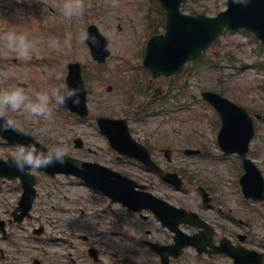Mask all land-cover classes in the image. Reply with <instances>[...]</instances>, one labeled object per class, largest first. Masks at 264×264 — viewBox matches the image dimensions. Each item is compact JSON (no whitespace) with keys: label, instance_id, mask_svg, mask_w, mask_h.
Returning a JSON list of instances; mask_svg holds the SVG:
<instances>
[{"label":"rangeland","instance_id":"374dc122","mask_svg":"<svg viewBox=\"0 0 264 264\" xmlns=\"http://www.w3.org/2000/svg\"><path fill=\"white\" fill-rule=\"evenodd\" d=\"M70 2L82 9L79 15H63L66 0H0V93L23 87L35 100L36 93H51L64 85L67 61L78 62L89 92L90 116L80 119L55 103L50 104L52 112L48 117H35L23 111H5L3 115L48 148L61 143L70 156L99 162L149 185V176L135 161L117 158L96 123L100 116L126 119L134 138L149 147L154 159L186 180L185 191L157 185L158 196L190 208L212 222L220 216L241 219L252 225L256 235L264 236V200L257 202L243 197L238 185L242 176L239 169L243 170L241 160L236 154L226 155L220 149L219 116L201 98L206 90L220 91L252 115H262L256 121L257 133L248 157L264 177V63L261 62L264 54L258 45L244 32L224 34L202 59L188 64L182 75L154 80L149 87L152 95L155 88L160 89L162 94L154 101L160 107L146 110L152 96L146 95L150 93L146 84L151 76L143 73L142 61L147 39L162 23L158 3ZM187 5L199 12L207 9L215 12L226 8V0H188ZM184 12L191 14L186 9ZM90 25H96L108 40L111 54L103 65L93 61L86 43ZM158 30L157 34L164 32L160 26ZM9 32L23 34L31 42L28 56L19 55L7 45L4 36ZM162 96L165 99L160 101ZM173 96L178 100L174 101ZM180 103H186L188 108H182ZM42 128L48 132L41 131ZM77 137L84 141L82 149L75 148ZM165 148L174 151L172 162L163 155ZM186 149L200 153L189 156L184 153ZM13 153L14 149L0 143V156ZM32 173L38 177V196L31 218L22 223H8L22 194L19 181L0 180V221L5 222L10 232L0 236L4 258H0V264H32L31 255L42 256L44 264H91L85 250L93 243L101 251L102 264H123L126 256L132 258L129 255L132 243L126 234L138 235L121 206L110 208L101 193L74 176L51 178L37 170ZM199 186L210 191L214 198L208 207L200 204L195 193ZM41 225L47 228L45 234L34 235L33 228Z\"/></svg>","mask_w":264,"mask_h":264},{"label":"water","instance_id":"95a60500","mask_svg":"<svg viewBox=\"0 0 264 264\" xmlns=\"http://www.w3.org/2000/svg\"><path fill=\"white\" fill-rule=\"evenodd\" d=\"M160 1L168 12L167 33L151 40L145 60V65L149 67L155 77L179 73L186 62L201 56L202 52L226 30L245 28L253 31L264 43V0H229L228 10L214 18L204 15L193 17L181 14L180 6L185 0ZM90 34L92 39H89V43L92 46L94 57L99 62H104L109 54L107 41L96 27L91 28ZM67 85L79 87L82 90L78 93L79 104H73L72 99H69L65 106L82 115L87 114L86 91L78 65L72 66ZM205 96L222 115L221 146L227 152H239L244 159L247 170L245 179L255 178L261 186V191L255 194L251 192V182L246 180V183L244 182L246 194H254L255 197L263 198L264 186L261 174L252 162L245 158L249 143L254 135L251 118L248 116L247 111L229 103L228 100L216 94ZM100 125L115 148L124 153L144 157L145 160H148V155L142 149V146L131 139L125 121L104 119L100 120ZM64 164L70 166V169L50 170L49 167L41 169H46L52 175L60 172L78 175L106 193L115 194L120 197L119 200H124L126 203L135 205L138 208H140L139 205L147 204V201L142 200L140 196L134 195L136 184L119 173L66 156ZM21 177L25 189L21 210L26 215L35 198L33 188L35 178L25 174H22Z\"/></svg>","mask_w":264,"mask_h":264},{"label":"flooded vegetation","instance_id":"af4514ba","mask_svg":"<svg viewBox=\"0 0 264 264\" xmlns=\"http://www.w3.org/2000/svg\"><path fill=\"white\" fill-rule=\"evenodd\" d=\"M149 174L155 175L153 172ZM156 176V175H155ZM149 186L154 187L153 179L148 178ZM133 228L138 235L134 240L136 247L130 248L132 261L129 264H264V236L251 232V225L242 221L239 224L232 218L222 216L210 222L203 218L210 230L203 232L198 249L188 247L182 255L175 258L171 246L175 235L162 226L149 211L142 212L133 218ZM187 235H197L200 230L185 226ZM133 242L132 239H129ZM131 262V263H130Z\"/></svg>","mask_w":264,"mask_h":264},{"label":"clouds","instance_id":"9594fccd","mask_svg":"<svg viewBox=\"0 0 264 264\" xmlns=\"http://www.w3.org/2000/svg\"><path fill=\"white\" fill-rule=\"evenodd\" d=\"M82 9L66 0L62 13L65 16L79 15ZM4 39L7 45L16 50L21 56H28L31 42L23 34L15 32L6 33ZM79 87H71L67 84L59 88L52 89L51 93L44 91L36 93L35 100L31 99L23 87H13L0 93V132L7 131L9 128H15V121L5 118V111H23L35 117H48L51 115V103L65 106L69 99L73 104H79L80 98L78 93L81 91ZM41 131L48 132L47 128ZM67 147L61 143H55L51 148L44 149L36 143L29 142L27 144L17 143L14 145V153L12 155L11 164L20 171L39 170L47 168L54 163L63 164Z\"/></svg>","mask_w":264,"mask_h":264}]
</instances>
